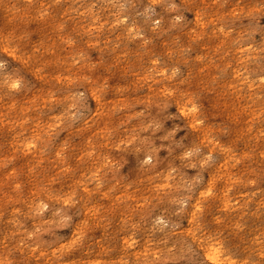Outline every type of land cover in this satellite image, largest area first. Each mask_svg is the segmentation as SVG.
<instances>
[{
    "label": "clouds",
    "instance_id": "9594fccd",
    "mask_svg": "<svg viewBox=\"0 0 264 264\" xmlns=\"http://www.w3.org/2000/svg\"><path fill=\"white\" fill-rule=\"evenodd\" d=\"M0 264H264V0H0Z\"/></svg>",
    "mask_w": 264,
    "mask_h": 264
}]
</instances>
